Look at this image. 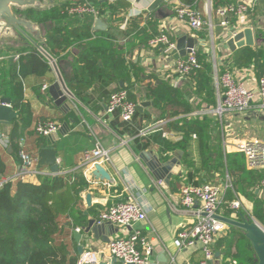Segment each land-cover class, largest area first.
Wrapping results in <instances>:
<instances>
[{"label": "crops", "instance_id": "crops-1", "mask_svg": "<svg viewBox=\"0 0 264 264\" xmlns=\"http://www.w3.org/2000/svg\"><path fill=\"white\" fill-rule=\"evenodd\" d=\"M83 1L86 0H80L79 2ZM100 1L102 3L122 1L129 6L127 9L122 10L120 14L115 15L114 19H110L107 15L102 17L99 15L95 17L92 14L73 16L74 19L70 21L67 29L72 31V29L80 27L81 21H85L84 16H92L94 20L92 30L95 33L92 40H95L97 35H110L111 40L102 38L103 42L113 43L118 50L124 51L126 64L130 65V71L132 73L135 71L140 72L138 78L132 75L131 81L136 84L135 95L139 105L142 103H149V105L142 112L138 111L132 123L123 122L119 114L107 115L106 110L110 94L129 85V82L122 78H107L105 80L100 78L96 84L74 93L69 85H74L77 81L75 66L81 54V44L75 43L60 58L55 59L52 57L57 61L63 79L76 100L68 99L62 106H56L54 99L49 94L50 86L57 81L52 67L51 72L44 79L33 76L22 79L24 100L30 105L32 115L28 120V124L23 125L16 119L9 126H0L2 136L0 139V153L7 164V173L5 176L0 177V183L18 176L22 164L21 151L30 154L37 163L42 148L39 147L34 127L38 122H56L59 125L58 133L50 137H44V142L45 148H53L57 151L60 175L72 174L78 169H82L84 153L94 149L97 140L109 152L110 161L105 167L111 174L113 181L106 183L87 177L91 186L82 194V210L89 220L94 218L95 214L91 213V209L95 206L98 207L97 213L99 214L102 210L114 204L131 200L137 201L148 210L147 219L135 228L142 232L153 248L150 258L151 264H200L203 260V253L199 247L181 251L174 244V240L180 231L190 228L196 223V215L193 209L185 207L181 202V189L186 184L198 185L189 180L182 160H180L181 170L179 174L172 176L169 184H166L165 181L156 180L147 164L140 159V156L144 153H152L154 156L161 157L164 161L173 159L175 155L182 158L183 152L180 150L163 153V148L156 142V135L162 132L163 139L171 144L181 142L184 134L176 131L171 126V122L187 116L164 120L162 117L164 113L154 106L145 86L149 82L152 85L165 83L174 89H178L183 102L189 103L195 108V111L189 117L203 118L207 116V118H210L213 126L211 133L219 136L223 143L222 148L227 153L236 151L234 145L237 143L251 139L247 137L248 134L250 136L260 132L264 134V121L253 116L252 110L243 114H225L221 117L215 115L212 113L215 109L207 107L203 99L195 94L190 79H181L175 73V60L166 54L164 48H153L147 44V46L132 49L130 39L133 38L136 32L131 33L130 37H126L125 32L129 31L131 23L139 21L138 17L141 16L142 20L139 21L141 28L148 27L147 19L154 22L157 26V33L168 36L176 44V47L183 38L195 40L196 51L203 52L213 64V94L217 108L222 93L220 83L222 75L219 74V70H228L235 76L237 81L242 82L250 90H256L257 88L260 69L262 70L261 66L254 70L253 67L239 69L235 66L231 67V65L235 54L243 48H250L255 52L259 51L264 54V0H231L235 5H248L249 9L244 15L230 16V18L233 17L234 25L228 27L221 26L222 20L214 10L212 0H200L203 4L202 16L206 21V28L204 27L205 29L203 28L201 31L191 29L185 22L176 17L175 2L173 0H165L151 13L148 12V9L154 0ZM58 2L63 4L65 9L72 6L68 0H58ZM89 5L91 6V4ZM98 19L104 22L105 29L95 30ZM44 25L45 32L48 35L53 30L54 24L48 22ZM247 28L253 30L255 45L253 47L238 48L234 52L231 51L227 46L228 34L241 32ZM17 47H20L19 51L16 47L10 49L0 43V90H3L5 83L9 84V88L11 87V77L15 72V68L19 65L21 53L27 54L32 50L23 49L20 44H17ZM17 56H19L18 59ZM100 65H102L101 62ZM149 76H152L151 80L147 79ZM44 86H48V89L44 90ZM39 88L40 92H37ZM1 98L10 99L4 96H1ZM193 140H196L195 137H193ZM226 140L229 142L227 146L224 144ZM36 169L38 174L26 178V182L38 184L39 176L54 177L46 166L38 168L36 164ZM83 169L86 171L85 168ZM176 169L177 167L170 174L174 175ZM205 175V172L199 174L198 178L202 179L201 184L207 183ZM212 176L213 174H211ZM211 183L222 187L228 184L231 186L228 175L225 179H222L217 173ZM255 193L259 198L264 199V183L262 188ZM88 195L92 198L91 206H88L86 201ZM234 200H239L242 204L241 210L236 214L237 218L234 219L239 220L241 215L253 218L254 203L252 201L243 196H238ZM198 208L199 205H197ZM227 212L230 213L228 216L226 215ZM220 214L228 218L231 216V212L226 210L225 206H223ZM97 224L101 226L96 228L95 232L85 233L84 228L86 227L82 229L81 246L84 252H103L109 241L116 235H124L121 230L113 225L100 224L99 222ZM233 231L234 228L228 227L219 236L217 242L223 239L228 241ZM214 248V264H238L239 256L235 246L230 257L227 256V245L224 244L219 249L215 245ZM101 263H110V257L106 253H102Z\"/></svg>", "mask_w": 264, "mask_h": 264}, {"label": "trees", "instance_id": "trees-1", "mask_svg": "<svg viewBox=\"0 0 264 264\" xmlns=\"http://www.w3.org/2000/svg\"><path fill=\"white\" fill-rule=\"evenodd\" d=\"M181 2L202 15L203 4L200 0H181ZM212 2L216 13L220 8L235 5L231 0H212ZM80 3L91 4L99 12L100 17L107 15L110 19H114L115 15L120 14L129 6L122 1L102 3L100 0H86ZM28 17L39 23L54 24L53 30L47 35V46L49 53L55 59L60 58L75 43L81 44V54L75 66L77 81L74 85H69L74 93L96 84L100 78L104 80L122 78L128 81L129 85L114 92L125 90L129 100L139 104L135 95L136 84L131 80L132 75L138 78L140 72L130 71V65L126 64L124 51L118 50L113 43L103 42L102 38L111 40L110 35H97V38L92 40L95 35L92 30L94 22L92 16H84L85 21H81L80 27L72 31H69L67 26L74 17L69 16L64 7L54 8L46 13L29 12ZM138 18L139 21L142 20L141 16ZM232 19L233 17L228 19V26L234 25ZM139 21H133L130 30L125 32L126 37L136 32L130 39L132 49L147 46L151 40L161 36L157 33V26L154 22L147 19L148 27L141 28ZM196 57L201 67L193 72L189 79L195 89V94L203 99L207 107L216 109L213 94V64L203 52L197 51ZM233 66L239 69L253 67L254 70L261 66L260 78L264 75V54L250 48H243L233 57L231 67ZM50 72L51 66L46 59L32 49L27 54L21 53L19 65L11 77V87L9 88V84L5 83L3 90H0V97L11 99L12 106L18 114L17 120L23 125L28 124L32 110L24 100L22 79L29 76L44 79ZM225 72L228 70H219L220 75ZM147 79L151 80L152 76ZM150 83L145 86L149 98L154 106L164 113L162 116L164 120L187 116L171 122V126L176 131L184 134L181 142L171 144L163 139L162 132L156 135V142L163 148L162 152L182 151L181 160L188 178L198 186L210 184L216 173L222 179L228 175L231 187L225 190V202H232L238 196L249 199L254 203L253 218L264 227V199L259 198L255 193L262 188L264 171L249 170L241 152L227 153L222 148L223 143L219 136L211 133L213 126L210 118L207 116L189 117L195 108L183 102L178 89L165 83L160 85ZM39 90L40 88L36 91L40 92ZM252 111L253 116L261 119L262 114L256 110ZM35 135L40 149H45L44 137L36 133ZM193 137L196 140H193ZM84 172L82 168L72 174L66 173L58 177L39 176L38 184L26 182L21 178H14L3 184L0 188V264L78 263L80 255L73 238V231L87 227L90 221L82 210V194L91 186ZM203 172L206 173L207 183L201 184L202 179L198 177ZM6 173L7 164L0 153V177L5 176ZM211 174H213L212 177ZM97 209L96 206L91 209V213L95 214L93 219L96 222L100 215ZM229 214L226 213L227 216ZM225 240H220L215 245L218 249L224 244L227 245V256H231V251L235 246L239 256L238 264H257L252 246L242 231L234 228L229 240Z\"/></svg>", "mask_w": 264, "mask_h": 264}, {"label": "built area", "instance_id": "built-area-1", "mask_svg": "<svg viewBox=\"0 0 264 264\" xmlns=\"http://www.w3.org/2000/svg\"><path fill=\"white\" fill-rule=\"evenodd\" d=\"M173 1L175 2V15L180 21L185 22L195 31H201L205 27L206 21L201 13L182 4L180 0ZM248 9L249 6L246 4L230 5L218 9L217 14L222 20L221 26L227 27L230 16L244 15ZM66 10L69 16L92 14L98 17L99 15V12L87 3L72 5ZM149 45L153 48H164L168 56H171L176 49V44L166 35L154 38ZM196 53L194 48L186 57L175 60V73L181 79L189 78L193 72L200 69ZM220 83L222 93L219 97V104L212 113L221 117L225 114H243L256 110L264 116V75L258 79L256 90L246 88L230 72H225L221 76ZM43 89L47 90L48 86H44ZM138 107L139 104L129 100L127 91L120 90L110 94L106 114H119L123 122L132 123ZM58 130V123L53 121L38 122L34 127V131L41 137H50L57 134ZM224 144L227 146L229 142L226 140ZM234 147L236 151L244 155L246 167L249 170H264V140L256 138L244 140ZM20 159L21 170L16 178L25 180L38 174L36 160L30 154L21 151ZM109 161V152L97 140L94 149L86 151L83 155L82 167L86 169L85 177H91V169L96 164L105 166ZM4 183H0V188ZM229 187H231L229 184L223 187L214 184L201 186L186 184L181 189V202L185 207L193 209L196 223L180 231L174 244L181 251L199 247L203 253V260L200 264H214V246L219 236L229 227L217 220L215 216L221 215L220 212L225 206L226 210L231 212L230 218L234 219L237 218L236 214L242 208L239 200L225 202V190ZM197 205H199L198 209ZM147 211L134 200L117 203L102 210L98 222L113 225L124 235H116L109 241L103 252H83L77 264H101L102 253L110 257L109 264H151L153 248L142 232L135 228L147 219ZM76 231L82 233V228H77Z\"/></svg>", "mask_w": 264, "mask_h": 264}, {"label": "water", "instance_id": "water-1", "mask_svg": "<svg viewBox=\"0 0 264 264\" xmlns=\"http://www.w3.org/2000/svg\"><path fill=\"white\" fill-rule=\"evenodd\" d=\"M80 0H68L72 5H77ZM165 0H154L148 12L156 10ZM62 8L63 4H59L58 0H0V43H3L10 49L19 51L22 45L23 49H34L41 54L47 62L51 65L56 74L57 81L50 86L49 94L54 99L56 106H62L68 99L76 100L74 94L68 89L62 73L60 71L57 61L49 53L47 46V34L45 32L44 23H39L28 17L29 12L46 13L54 8ZM105 24L101 19H98L95 24V30L105 29ZM229 39L227 46L231 51L238 48L253 47L255 45L254 33L251 28H247L241 32H231L228 34ZM196 47V42L193 39L183 38L178 42L176 49L171 56L174 60L186 57ZM149 103H142L138 107V111L142 112ZM18 117L17 112L12 106V101L8 98L0 99V126L11 125V123ZM264 121V116H261ZM0 134V139H1ZM140 159L147 164L148 168L153 173L158 181H165L169 184L172 176H177L181 170V158L179 155L171 160L164 161L161 157L154 156L152 153H144ZM152 162V163H151ZM48 167L54 177L60 176V166L58 163L57 151L53 148H45L39 152L37 167ZM177 167L176 171L170 174L171 171ZM91 178L106 183H111L113 178L105 166L96 164L90 172ZM91 196H87V204L91 206ZM215 218L229 227L241 230L246 240L251 244L252 250L256 257L257 264H264V228L253 218L241 215L239 220L224 217L221 215ZM95 219H91L88 226L84 228L85 233L95 232L98 228ZM73 238L78 244V253L81 256L84 252L81 246L83 238L82 233L73 231ZM103 264V263H101Z\"/></svg>", "mask_w": 264, "mask_h": 264}, {"label": "rangeland", "instance_id": "rangeland-1", "mask_svg": "<svg viewBox=\"0 0 264 264\" xmlns=\"http://www.w3.org/2000/svg\"><path fill=\"white\" fill-rule=\"evenodd\" d=\"M253 136H250V134L247 135L248 138H251V139H261V140H264V134L263 133H254L252 134Z\"/></svg>", "mask_w": 264, "mask_h": 264}]
</instances>
